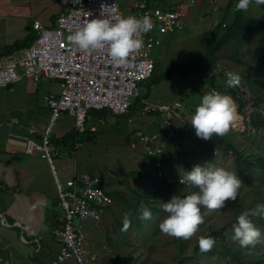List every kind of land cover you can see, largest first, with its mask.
<instances>
[{
  "label": "crops",
  "instance_id": "0c3cea01",
  "mask_svg": "<svg viewBox=\"0 0 264 264\" xmlns=\"http://www.w3.org/2000/svg\"><path fill=\"white\" fill-rule=\"evenodd\" d=\"M168 1L173 5L180 3V0ZM212 3L213 0H197L191 6L186 7V4H181V10L185 12L186 19L184 28L196 27L206 22V28L212 30L223 19L225 24L232 22L235 16L233 8L236 0H215L214 4H217L215 9ZM253 7L257 8L255 4ZM258 7L262 10L259 13L261 15L264 12V5ZM210 8L214 10L208 12ZM61 9L62 6L57 0H0V65L6 63L9 56L26 47L23 46L6 53L7 46L15 41L27 40L29 36L37 34L33 28L34 21H38L43 27H51ZM252 9L250 6L246 11L249 16H253ZM241 14L243 15V12ZM200 15H203L201 21L196 17ZM58 90V82L55 79L35 82L27 76L20 77L12 84L0 86V264H51L60 248L61 238L53 234V230L59 227V224L56 219V186L52 174L47 162L39 153L24 152L26 140L39 138L47 124L49 108L46 99L49 94H57ZM194 105L195 109L198 105L196 102ZM100 111H88L84 130L78 133H75L74 117L71 113L64 112L56 119L51 138L52 144L61 150V155L56 157L59 176L61 179H66L73 173V170L99 175L108 191L118 192L127 199L132 196V203H136L138 200L135 194L147 192V188L150 187L151 182L148 177L133 178L136 183L138 182V188L128 189L122 187L120 182L126 174L125 171L120 174L114 172L116 176H113V173L109 171L101 173L94 171L97 172L94 173L85 169L87 164L97 163L96 155L98 156L99 153L110 158L114 153L117 155L120 153L127 159L131 158L133 161L135 159L138 164L132 171L138 170L139 163H141L140 154L133 153L137 148L128 142L130 130L122 135L123 130L117 124V118L124 115L114 116L105 110ZM138 112L140 117L137 120V126L147 132L154 131L157 128L159 117L154 113L147 117L148 114L142 113L140 109L134 113L138 114ZM193 114L192 106L184 111L185 120L189 121L190 129L186 133L189 135L188 148L191 149L196 137L194 128L191 126ZM108 122L114 123V126L109 127L113 133L102 144H99L106 135V131L99 129L98 126ZM71 132L74 133V139L83 142L82 147L76 151L74 160L66 153V149L71 147L74 141L63 140L64 136ZM118 142L126 146L127 153L116 151ZM189 151L190 149L182 153L181 147L178 152H173L172 162L168 166L169 176L173 181L177 179L178 168L191 160L188 156ZM91 157L94 158V162L90 161ZM101 163L102 161L99 162L100 165ZM108 163L110 168L107 170L113 171L114 166L111 165V160ZM180 171L178 180L182 179V174L185 172L181 169ZM135 182H132L133 185ZM106 214H110V210L106 209L103 215ZM87 228L85 223V239L90 237V232L86 231ZM96 240L98 239L95 237L84 243L87 253L94 257L98 264H113L112 261L109 262V258H113L114 255H103L100 251L97 253L98 246L101 245L103 248L105 246ZM128 245L131 246V244ZM108 251L111 249L105 250V253ZM105 260L108 261L104 262ZM60 264L76 263L68 259Z\"/></svg>",
  "mask_w": 264,
  "mask_h": 264
},
{
  "label": "built area",
  "instance_id": "2783aa9c",
  "mask_svg": "<svg viewBox=\"0 0 264 264\" xmlns=\"http://www.w3.org/2000/svg\"><path fill=\"white\" fill-rule=\"evenodd\" d=\"M62 9L57 13L51 27H43L34 21L33 28L37 35L26 48L7 58L0 65V86L14 83L22 76L37 82L55 79L58 82L57 94H49L46 102L49 108L48 122L39 138H28L24 152L39 153L47 162L56 186V219L59 227L53 234L61 238L60 248L51 264L72 259L76 264H98L84 247L85 223L88 220L99 221L112 203L103 179L99 175L73 170L66 179H61L56 165V157L61 150L52 144V130L59 115L64 112L74 117L76 132L84 130L85 117L90 110H105L109 114L124 115L128 121L133 100L139 96L138 83L148 79L154 69L152 57L146 52L160 45L159 35L171 33L183 27L185 12L151 7L148 0L133 4V9L124 13L118 0H57ZM196 0H188L194 3ZM215 1V0H214ZM187 0H180L184 4ZM150 7V8H148ZM128 15L141 18L147 16L153 23V29L144 35V47L139 54H134L126 66L115 65L107 50L92 55L85 53L75 45H70L67 36L82 28L91 19L116 18ZM216 70L224 76L230 70L217 64ZM226 77V76H225ZM240 83V82H239ZM139 103L142 113L159 110L158 128L155 132H146L141 128L132 130L129 143L134 147L136 142L145 144L149 155L157 157L153 161L155 174L163 177L167 171L162 155L170 158L169 151L180 150L179 130L187 132L175 121L179 103H162L150 106ZM82 141L74 142L66 149L71 159L76 158V151L82 147Z\"/></svg>",
  "mask_w": 264,
  "mask_h": 264
},
{
  "label": "rangeland",
  "instance_id": "374dc122",
  "mask_svg": "<svg viewBox=\"0 0 264 264\" xmlns=\"http://www.w3.org/2000/svg\"><path fill=\"white\" fill-rule=\"evenodd\" d=\"M140 1L141 0H118V3L123 10H126L127 8L131 9L134 3H139ZM150 3L161 8H168L172 10H179L181 5L180 3L173 5L168 0H150ZM253 5L254 4L251 5V7L253 8L251 10L252 15H260L259 13L262 11L261 8L253 7ZM243 15L250 17L246 12H243ZM218 23H223V21H219ZM210 31V28H206L205 22L202 25H196V27L192 28H181L176 32H173L172 34L162 33L160 35L162 44L159 47L150 49L146 52L147 56L153 57L156 61H158L157 63L159 67L157 70V74L160 75L164 73L171 63H177L180 66H184L190 58L200 56L206 46L209 34L211 33ZM244 45L251 49H243L244 52H247V56L244 58L247 61L256 64L258 62L257 59H252V56L251 58L248 57V55L250 54V52L248 51H253L254 49L253 41L247 40ZM220 54L236 58V55H239V53L237 52L236 43L233 41L227 43L220 51ZM223 60L224 61H221L223 65H225L226 67H230V69L239 74V76L241 75L240 73L242 70V65L233 63V61L229 59ZM204 75L205 74H198L196 72L188 71L187 69H185L183 73L176 71L170 79H161L158 83L151 86L147 83V81L138 83V92L141 97H144L146 93H149V98H145V101L150 106H157L158 104L163 102H172L173 100H179L183 104L182 109L184 111H187L188 107L191 106L193 101H195L197 105H199L201 98L203 97V87L205 86ZM251 79L253 81L258 79L259 81L263 82L264 85V72L262 71V74L260 76H251ZM242 85L243 84L241 81L239 87H242ZM247 93L248 102L252 103V90L247 88ZM258 109H261V107H258ZM246 110H248L247 107ZM259 111L264 114V109H261ZM150 115L152 114H148L147 117H149ZM139 117L140 115L138 112V114H132L131 121H128L127 117L125 116H120L117 118V124L123 130L122 135L126 134V132L129 130L132 131L139 128L137 126V120L139 119ZM248 118L249 117L247 115L238 112V119L233 123L226 135L227 137L229 135L235 137L233 141L236 144H239V146L243 150H250L253 154V157L264 158V148L260 150L258 144H254L252 142L253 139H261V135H263L264 133L261 128L259 129V132L257 130L253 132L254 126L250 123H246L248 122ZM111 126H114L113 122H108L106 124H101L98 126L99 129H105L106 131V135L104 136L102 141L99 142V144H102V142H104L108 138V136L113 133L112 130L109 129V127ZM255 134L256 137L254 138ZM197 140L198 138H196L195 143H197ZM117 144L118 147H116V151H120L121 153H124L125 151V153L128 152L125 145L122 146L119 142ZM212 145L214 148V151L212 152L199 145L193 146L194 153L192 159L186 165L182 164V166L178 168L179 173L177 175V179L180 176V169L184 170L187 166L190 165L192 167V164L203 165L206 162L211 163L215 167L224 168L229 172H235V175L241 180L243 185L239 190L236 201L243 204V209L241 206L236 204V201L226 202L225 208L221 210L209 211L202 207L201 214L204 217V222L199 226L196 234L193 235L190 239L184 241V243L181 245L180 243L174 241L172 237L162 234L160 230L158 232V224L166 215H162V210L156 213V216H158V218L156 219L153 218L152 215L151 220H138V222L140 223L139 235L135 233L136 229L132 224V222H135L137 219L133 220L132 215L130 217V219H132V227L128 228L126 231L122 230L125 213L132 214V211H134V204H132L131 200L132 196L128 198V200L126 201L128 204L125 205L123 204L124 202L120 200H116L113 202L112 199L111 211L114 213V215H103V217H101L98 222H94L93 220L86 221V225L88 227L86 231L90 232V237H86V241L84 240V243L89 242L96 237V239H98L96 241L105 246L104 248L101 247V245L98 246V249L96 250L98 251L97 253H99L100 251L101 253L103 252V255H114L113 258H109V262L112 261L113 264H177L178 261H180V264H236L232 260V256L230 254H226L224 256V254L222 253V251L226 249V247L230 250L238 248L240 252V258L242 260L253 258L254 260H259V264H264V232L260 227L257 228L261 232V242L256 244L255 247L242 248L240 247L238 241H235L233 239V225L236 223L235 218L240 215V213H242L248 206L254 207L255 204L261 201V199H264V168H257L256 173L246 179L244 177H240L237 174V168L233 162V154L228 153L224 155L215 146V142H212ZM128 147H130V145H128ZM134 147L137 149L134 150L135 152L133 153L135 154L137 152L141 156V163H139L138 170L136 171H138V173H140V171H144L148 175L152 176L154 171L152 162L151 164H148L147 162L142 163V161L145 156H148V161H153L157 157H152V155L150 156L145 144L143 143L136 142L134 144ZM108 151L111 152L110 150ZM111 156L112 157L110 158L109 156L99 153L98 156L96 155L97 163H90V165L87 164L85 169H88L89 171L91 170L93 172L98 171L99 173L109 171L110 173H113V176H116L114 172H118L120 174L121 172L125 171L126 174L123 175L122 179L120 180L122 183V187H126L128 189L137 187L138 182L136 183L133 180V178L136 179V177L129 176L130 172L132 170H135L134 168L138 164L135 159L133 158L134 161L131 158L127 159L120 153H118V155L114 153ZM92 157L90 161L94 162V158L92 159ZM110 160L111 165L114 166L112 167L113 171L107 170V168H110L108 166V162ZM101 161L102 163L100 165L99 162ZM141 175L143 176V174ZM182 175L184 177L185 173ZM177 179L175 180V183H177ZM132 182H135V184L133 185ZM186 187L187 194L191 193V191H189L190 189H194V191L197 190L195 188L189 187L188 185H186ZM170 198V195L166 198L164 196H160L161 201L159 205L161 206L162 203H166ZM112 216H115V218H113ZM91 225H93V227H89ZM209 225H213L217 230L222 229L221 232L224 236H222L223 244L220 245L221 241L218 242L222 237H218L217 239H215L216 244L214 245V251H208L205 253H201L199 249L195 251L194 249L198 244V238L200 236L206 235ZM128 233L131 234L128 235ZM135 235L137 237H135ZM128 239H133V245H128ZM134 239L136 242L135 244ZM109 249H111V251L105 253V250L107 251ZM107 261L105 260L104 262Z\"/></svg>",
  "mask_w": 264,
  "mask_h": 264
},
{
  "label": "clouds",
  "instance_id": "9594fccd",
  "mask_svg": "<svg viewBox=\"0 0 264 264\" xmlns=\"http://www.w3.org/2000/svg\"><path fill=\"white\" fill-rule=\"evenodd\" d=\"M148 1L152 6L153 4L150 3V0ZM195 2H185L184 4H186L187 7L195 4ZM214 2L215 1L213 0L212 7L215 9L217 4H214ZM252 4H255L258 7L260 5H264V0H238V2L235 4V7L233 8V12H246ZM211 8L208 9V12H212L214 10H211ZM131 9H133V7ZM166 9L171 10L168 8ZM129 10L124 11L122 9L124 13H128ZM196 17L200 21L203 19V15ZM185 21L186 19L184 18L182 29L185 27ZM222 26H225L224 22L222 23ZM152 29L153 23L147 16L137 18L133 15H121L120 17L116 18L115 21L108 18L91 19L85 23L82 28L78 29L73 34L68 35L67 40L70 45H75L80 50L89 55L106 49L111 61L115 65L123 67L129 63L130 58L134 54L140 53L144 47L143 37ZM176 31L177 30L174 32ZM172 33L173 32L170 34ZM160 40L161 45L162 39L160 38ZM220 66L222 67V65ZM222 76L226 79L225 86L227 88H235L241 84L239 74L233 70L226 72V77L223 74ZM141 101H143L142 103L147 104L145 99ZM175 101L179 103V115L175 117L178 128L179 125L188 127L189 131V121L185 120L184 110L182 109L183 104L179 100L163 103H173ZM194 102L195 101L192 102L193 105L191 104L193 108L195 107ZM151 112H148L147 114H151ZM154 113H156L155 116H158L159 118L162 114V112L159 110L154 111ZM237 119V105L230 95L221 94L216 91L205 94L201 98L199 105L195 108L194 114L191 117V126L194 128L196 134L195 140L196 138H200L207 141L212 139L214 135L222 137L229 132L231 126ZM157 128L154 131H151V133L155 132ZM178 132L180 134V142H182V153H185L190 149L188 156L190 159H192L194 150L192 146V149L188 148L187 139L189 135L184 131L180 132L179 130ZM193 146H197V143H194ZM174 151L178 152L179 150L172 149V151H169L170 158L166 160L169 162V164H166L165 161L167 171L163 177H159H165L166 181L168 180V183L176 182L170 178L168 173V166L172 162ZM153 170L152 176L158 178V176L155 174L156 168L153 167ZM184 171L185 176H182V179L180 180L177 179V183L186 184L189 187L195 188L197 190L183 197L174 194L166 203H162L161 208L166 215L159 222L158 228L164 235L175 239L188 240L196 234L199 226L204 222V217L201 214V208L203 207L209 211L221 210L225 208L226 202L236 201L239 190L243 185L241 180L235 175V172H229L224 168L215 167L208 162L204 163L203 165L193 166L189 172H186V169H184ZM149 179L151 182V178ZM110 205H112V203ZM131 215V213H125L122 230L126 231L130 227ZM136 218L141 221H148L152 219L151 210L144 206L143 202H141V210ZM153 218L156 219L158 217L153 216ZM254 219H264V202L257 203L254 207L243 211L237 217L236 223L233 225V239L238 241L240 247L242 248L255 247L256 244L261 242V232L255 226ZM132 242L130 243L131 245H133ZM135 243L136 242H134V244ZM214 245L215 239L210 235L200 236L198 238V246L201 253L211 251Z\"/></svg>",
  "mask_w": 264,
  "mask_h": 264
},
{
  "label": "trees",
  "instance_id": "16d2710c",
  "mask_svg": "<svg viewBox=\"0 0 264 264\" xmlns=\"http://www.w3.org/2000/svg\"><path fill=\"white\" fill-rule=\"evenodd\" d=\"M237 2L238 0H236V3ZM148 5H150L149 2ZM153 6L155 5H152L151 7ZM223 22H225L224 19ZM210 32L211 33L209 34L206 46L202 54L198 57L190 58L189 61L184 66H180L177 63H171L167 67L164 73L158 75L157 70L159 65L157 63L158 61L154 59V69L152 71L151 76L146 80L147 83L151 86L153 84L158 83L161 79L168 80L174 75L176 71L183 73L185 69H187L188 71L196 72L198 74H205L204 75L205 86L203 87V96L213 91L219 92L221 94L230 95L237 105L238 112L241 114H245L249 117L247 120L248 122L246 123L247 124L250 123L254 126L253 132H255L256 130L259 132V129L261 128L264 133V115H262V113L259 111L261 109H264V85L263 82L259 81L258 79H256L255 81L251 79V76H260L262 74V71L264 72V12L260 16H250V17L243 16L241 12H235V16L232 22L228 24L226 22L224 28L222 26V23H219L216 26H214ZM34 38L35 36H29L27 40L15 41L13 44L5 48V52L10 53L23 46H29L34 40ZM247 40L253 41L254 49L253 51H248L250 52L248 57L251 58L252 56V59H257L258 62L256 64L251 63L250 61H247L244 58L247 56V52H244L243 49L251 50L249 47H246L244 45V43ZM230 41L236 43L237 52L239 53V55H236L237 56L236 58H232L231 56H224L220 54V51L223 49V47L227 43H230ZM223 59H229L233 61V63L242 65L241 68L242 70L240 73L241 74L240 80L242 81L243 84L242 87L236 86L235 88H227L225 86L226 79L222 76L221 73H218L215 70L216 65L218 63L222 64L221 61H224ZM222 67L228 70H232L230 69V67H226L223 64ZM256 83H260V84H256ZM247 88L252 90L253 92L251 97L252 103L248 102ZM145 98H149V93H146L144 97H141L139 95L133 100V103L130 107L131 108L130 114L136 112V110L139 108L140 101ZM246 107L248 110H246ZM258 107H261V109H258ZM193 110L195 111L194 108ZM152 113L153 112H151V114ZM73 134L74 133L71 132L65 135L63 140H69V141L71 140L74 142L78 141L79 139L78 140L74 139ZM255 137L256 134L254 138ZM261 137H262L261 139L252 140L254 144H258L260 150L264 148V134L261 135ZM234 138L235 137H233L232 135H229L228 137L227 135H224L222 137L214 135L212 139H209L207 141L199 138L197 140V145L202 146L208 149L210 152H212L214 150L212 142H215V146L222 152V154L226 155L228 153H232L233 162L237 168V174L240 177H244L246 179L250 176H253V174L256 173L257 168H264V158L253 157L252 152L250 150H243L239 146V144H236L233 141ZM185 155H187V153ZM147 157L148 156H145L142 163L145 162H147L148 164H151V162L153 163V161H148ZM160 158H162L164 162L167 160L164 157V155H162ZM166 164H169V162L166 161ZM193 166L195 165L192 164V167L191 165L187 166L186 171L187 172L191 171ZM141 174H143V177H149V178L151 177V183H150V187L147 188V192L143 191V193L138 192L135 194L138 201L136 203H132L134 204V211H132L133 220L137 219L136 217L141 210V202H143V205L151 210L153 216H156V213L162 210L161 206L158 205L160 201V196H164L166 198L169 195L172 196L174 194L182 197L187 195L186 184L168 183V180L166 181L165 177L157 178L155 176L148 175L144 171H140V173H138V171H131L129 176H133V177L135 176L136 179H138L140 176H142ZM189 191L192 192L194 191V189H190ZM107 194L113 200H120L124 202L123 203L124 205L128 204L126 202L128 199L124 197V195H121L118 192L108 191ZM262 202H264V199H261L259 203ZM236 204L241 206L243 209V204L241 202L239 203L238 201H236ZM250 208L251 206H248L245 210H248ZM106 209L110 210V214L114 215V213L111 211V205H108ZM163 214L165 213L162 211V215ZM112 217L115 218V216ZM237 217L235 218V221L237 220ZM138 220L139 219H137L135 222H132V224L135 226L136 229V230L134 229L135 233L139 235L140 223L138 222ZM254 224L256 227H260L261 230L264 232V219H254ZM130 227H132V225H130ZM221 231L222 229L217 230L213 225H209L207 229V233L204 236L210 235L214 239H217L218 237L223 236ZM130 234L131 233H128V235ZM223 237L218 241V242L221 241L220 245L223 244ZM173 239L174 241L180 243L181 245L184 243V241H186L182 239H175V238ZM131 242L132 239H128V244H130ZM215 244H216V240H215ZM197 249H199L198 244L195 246L194 250L196 251ZM211 251H214V247L211 249ZM222 253L224 254V256L226 254H230L232 256V260L236 264H259V260H254L253 258H247L245 260H242L240 258V252L238 248L230 250L226 247V249H224ZM177 264H180V261H178Z\"/></svg>",
  "mask_w": 264,
  "mask_h": 264
}]
</instances>
